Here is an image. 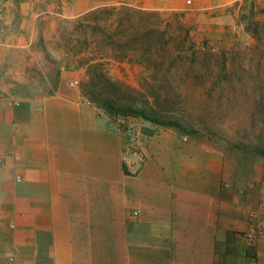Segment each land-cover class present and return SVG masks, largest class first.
<instances>
[{"label": "crops", "instance_id": "crops-1", "mask_svg": "<svg viewBox=\"0 0 264 264\" xmlns=\"http://www.w3.org/2000/svg\"><path fill=\"white\" fill-rule=\"evenodd\" d=\"M241 2L0 0V264H264V234L241 235L264 216L261 173L171 128L112 130L45 52L56 21L112 4L182 14L227 48Z\"/></svg>", "mask_w": 264, "mask_h": 264}, {"label": "rangeland", "instance_id": "rangeland-1", "mask_svg": "<svg viewBox=\"0 0 264 264\" xmlns=\"http://www.w3.org/2000/svg\"><path fill=\"white\" fill-rule=\"evenodd\" d=\"M263 5L235 7L238 32L227 48L198 38L182 14L106 5L56 21L46 57L57 71L61 63L80 72L84 95L112 130L136 140L139 124L171 128L264 176Z\"/></svg>", "mask_w": 264, "mask_h": 264}, {"label": "built area", "instance_id": "built-area-1", "mask_svg": "<svg viewBox=\"0 0 264 264\" xmlns=\"http://www.w3.org/2000/svg\"><path fill=\"white\" fill-rule=\"evenodd\" d=\"M260 207H264V203L260 202ZM264 234V216L255 210L251 213V220L248 227L241 233L242 237L249 242L255 241Z\"/></svg>", "mask_w": 264, "mask_h": 264}, {"label": "trees", "instance_id": "trees-1", "mask_svg": "<svg viewBox=\"0 0 264 264\" xmlns=\"http://www.w3.org/2000/svg\"><path fill=\"white\" fill-rule=\"evenodd\" d=\"M129 112H131V110L129 109ZM144 113H142V115H143ZM145 118H147V116L145 117ZM150 119V118H149ZM152 120V119H151Z\"/></svg>", "mask_w": 264, "mask_h": 264}]
</instances>
